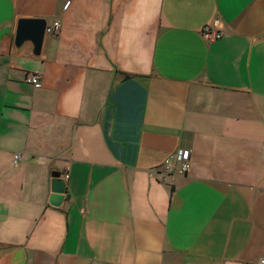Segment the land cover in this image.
<instances>
[{"label": "crops", "instance_id": "1", "mask_svg": "<svg viewBox=\"0 0 264 264\" xmlns=\"http://www.w3.org/2000/svg\"><path fill=\"white\" fill-rule=\"evenodd\" d=\"M19 19L60 29L35 56ZM263 256L264 0H0V264Z\"/></svg>", "mask_w": 264, "mask_h": 264}, {"label": "water", "instance_id": "2", "mask_svg": "<svg viewBox=\"0 0 264 264\" xmlns=\"http://www.w3.org/2000/svg\"><path fill=\"white\" fill-rule=\"evenodd\" d=\"M46 21L43 19H19L15 33L14 43L16 47L24 42L33 45V54L39 55L44 39ZM51 196L49 204L59 207L66 195V180L58 172H53L50 182Z\"/></svg>", "mask_w": 264, "mask_h": 264}, {"label": "built area", "instance_id": "3", "mask_svg": "<svg viewBox=\"0 0 264 264\" xmlns=\"http://www.w3.org/2000/svg\"><path fill=\"white\" fill-rule=\"evenodd\" d=\"M60 29L59 22H53L52 25L46 26L45 33L48 35L56 34ZM202 37L207 42H213L220 38L221 34L218 31V22L214 21L212 24L206 25L201 31ZM25 83L38 89L41 87L39 77L36 75H28ZM19 155L13 158L14 164L18 161ZM190 152L188 150H179L174 155L166 158L162 164V171L165 175L171 176L174 171V164L178 163V174H186L189 170ZM68 176L65 175L64 179L67 180ZM256 264H264V256L261 257Z\"/></svg>", "mask_w": 264, "mask_h": 264}, {"label": "trees", "instance_id": "4", "mask_svg": "<svg viewBox=\"0 0 264 264\" xmlns=\"http://www.w3.org/2000/svg\"><path fill=\"white\" fill-rule=\"evenodd\" d=\"M124 78H130V76H128V75H124Z\"/></svg>", "mask_w": 264, "mask_h": 264}]
</instances>
